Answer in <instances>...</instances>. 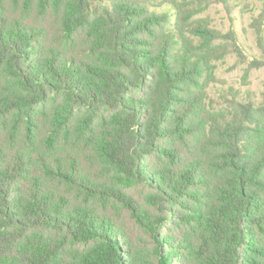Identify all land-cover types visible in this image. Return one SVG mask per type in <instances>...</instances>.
<instances>
[{
    "label": "trees",
    "instance_id": "trees-1",
    "mask_svg": "<svg viewBox=\"0 0 264 264\" xmlns=\"http://www.w3.org/2000/svg\"><path fill=\"white\" fill-rule=\"evenodd\" d=\"M163 2L0 0V264H264V102L211 109L235 37Z\"/></svg>",
    "mask_w": 264,
    "mask_h": 264
},
{
    "label": "rangeland",
    "instance_id": "rangeland-1",
    "mask_svg": "<svg viewBox=\"0 0 264 264\" xmlns=\"http://www.w3.org/2000/svg\"><path fill=\"white\" fill-rule=\"evenodd\" d=\"M110 0H90L93 8L108 4ZM189 4L197 13L189 22L204 21L209 28L222 34L231 33L235 37L238 51H231L222 60L213 61L212 77L206 87V103L215 111L227 112L231 98L235 93L238 99L250 100L256 104L264 102V66L253 67L251 62L264 64V0H226L209 3L204 0H177ZM156 11L165 10L163 0H147ZM167 30H173L177 22L174 10L169 13ZM194 44L196 37L185 35ZM226 44L223 40L214 42V46ZM239 99V100H240ZM229 112V110H228ZM137 197L136 192H128ZM126 218V217H124ZM122 219L127 226L129 220Z\"/></svg>",
    "mask_w": 264,
    "mask_h": 264
}]
</instances>
